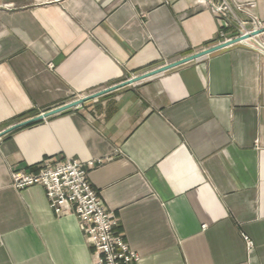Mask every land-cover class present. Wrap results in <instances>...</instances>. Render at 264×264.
I'll return each instance as SVG.
<instances>
[{
	"label": "crops",
	"instance_id": "1",
	"mask_svg": "<svg viewBox=\"0 0 264 264\" xmlns=\"http://www.w3.org/2000/svg\"><path fill=\"white\" fill-rule=\"evenodd\" d=\"M219 1L0 0V132L216 44ZM226 1L253 2L264 22V0ZM66 158L88 168L134 264H264L256 49L234 43L2 135L0 264H93L73 214L56 217L39 185H11Z\"/></svg>",
	"mask_w": 264,
	"mask_h": 264
},
{
	"label": "built area",
	"instance_id": "2",
	"mask_svg": "<svg viewBox=\"0 0 264 264\" xmlns=\"http://www.w3.org/2000/svg\"><path fill=\"white\" fill-rule=\"evenodd\" d=\"M254 5L253 2L232 5L226 0L211 4V10L219 18L220 23L218 42L251 34L264 27V22L251 12ZM234 9L245 13L247 18L236 17ZM232 26L233 30L226 34L224 29ZM237 43L256 49L264 56V31L250 35ZM87 177L88 168L77 158L58 161L46 159L35 171H13L11 185L16 190L39 185L43 188L49 207L56 217L73 214L92 250L93 264H134L138 259L137 253L130 248L123 234L118 231V219L113 212L104 207ZM243 237L250 247L252 241L246 235Z\"/></svg>",
	"mask_w": 264,
	"mask_h": 264
},
{
	"label": "water",
	"instance_id": "3",
	"mask_svg": "<svg viewBox=\"0 0 264 264\" xmlns=\"http://www.w3.org/2000/svg\"><path fill=\"white\" fill-rule=\"evenodd\" d=\"M262 31H264V27H262L260 30L254 31L251 34L241 35V36H238V37H234V38H232L230 40L218 42L217 44L205 47L204 49H202L200 51L191 53L188 56H184L182 58L175 59V61H171V62H168V63H163L159 67H156V68H153L151 70H148L145 73L138 74V75H133L130 78H127L126 80L118 82L115 85L102 88V90L90 93V94H88L85 97L74 99L71 102L61 104L58 107L45 110L44 112H41V113H39V114H37L35 116H32V117H30L28 119L16 122L15 124H12L8 128H5V129L1 130L0 137L2 135H5V134H7L9 132H12V131L16 130V128L28 125V124H30L31 122H34V121L45 119V117H49V116L58 114L61 111L73 108V106H76L78 104L87 102L90 99L102 96V94H104V93L117 90V88L130 85L131 83H134V82H137V81H140V80H144L146 77H149V76H152V75H156V74H160V72L175 68V66L187 63L190 60L198 59V58L204 57V55L217 52L220 49L226 48L228 46L233 45L234 43H237L239 41L247 39V37H249L250 35H255V34L262 33Z\"/></svg>",
	"mask_w": 264,
	"mask_h": 264
}]
</instances>
